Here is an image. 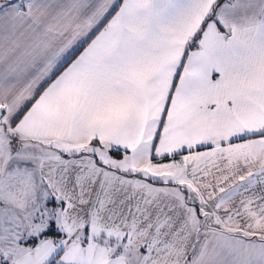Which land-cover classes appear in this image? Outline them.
Listing matches in <instances>:
<instances>
[{
    "label": "snow or ice",
    "instance_id": "6c2138e0",
    "mask_svg": "<svg viewBox=\"0 0 264 264\" xmlns=\"http://www.w3.org/2000/svg\"><path fill=\"white\" fill-rule=\"evenodd\" d=\"M0 264H264V0H0Z\"/></svg>",
    "mask_w": 264,
    "mask_h": 264
}]
</instances>
